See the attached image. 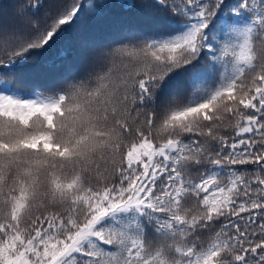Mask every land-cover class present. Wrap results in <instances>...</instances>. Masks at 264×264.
Instances as JSON below:
<instances>
[{"label":"snow or ice","instance_id":"1","mask_svg":"<svg viewBox=\"0 0 264 264\" xmlns=\"http://www.w3.org/2000/svg\"><path fill=\"white\" fill-rule=\"evenodd\" d=\"M142 3L0 7V264H264V0Z\"/></svg>","mask_w":264,"mask_h":264},{"label":"trees","instance_id":"2","mask_svg":"<svg viewBox=\"0 0 264 264\" xmlns=\"http://www.w3.org/2000/svg\"><path fill=\"white\" fill-rule=\"evenodd\" d=\"M15 0H0V7L11 11V5ZM27 3V0H23ZM125 2H132L135 7L131 9H124L120 3V0H103L104 6L99 9L101 16L86 20L79 26V30L83 35L88 33H104L111 29L114 22H124V23H139L146 20L145 8L143 7L142 0H125ZM82 4L90 6L91 8H96L100 3V0H81ZM155 17L147 18V26L151 27L155 23ZM74 26L68 25L65 27L63 35L56 41L55 44L50 48H46L43 51L34 52L33 55L39 57L38 61L29 67L33 70L42 67L43 62L46 59L53 57L57 51L67 43H71L73 48L79 47V41L73 38ZM27 71V68L24 69ZM39 83L47 84L46 79H39Z\"/></svg>","mask_w":264,"mask_h":264}]
</instances>
